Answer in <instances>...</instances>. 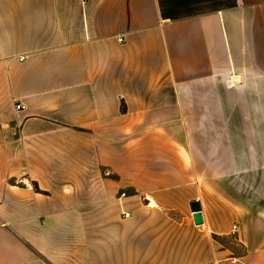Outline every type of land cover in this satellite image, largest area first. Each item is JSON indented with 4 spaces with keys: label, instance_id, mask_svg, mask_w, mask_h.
Listing matches in <instances>:
<instances>
[{
    "label": "crops",
    "instance_id": "1",
    "mask_svg": "<svg viewBox=\"0 0 264 264\" xmlns=\"http://www.w3.org/2000/svg\"><path fill=\"white\" fill-rule=\"evenodd\" d=\"M0 264H264V0H0Z\"/></svg>",
    "mask_w": 264,
    "mask_h": 264
},
{
    "label": "water",
    "instance_id": "2",
    "mask_svg": "<svg viewBox=\"0 0 264 264\" xmlns=\"http://www.w3.org/2000/svg\"><path fill=\"white\" fill-rule=\"evenodd\" d=\"M192 211L195 212V221L197 224H202L204 222L203 214H202V206L201 203L197 200L192 201L191 203Z\"/></svg>",
    "mask_w": 264,
    "mask_h": 264
},
{
    "label": "built area",
    "instance_id": "3",
    "mask_svg": "<svg viewBox=\"0 0 264 264\" xmlns=\"http://www.w3.org/2000/svg\"><path fill=\"white\" fill-rule=\"evenodd\" d=\"M84 1H86V0H84ZM16 108L18 110H24V109L27 108V106L25 104L19 103V104L16 105ZM236 229H237V226H234V230H236Z\"/></svg>",
    "mask_w": 264,
    "mask_h": 264
}]
</instances>
